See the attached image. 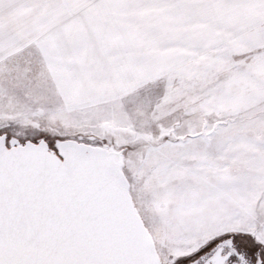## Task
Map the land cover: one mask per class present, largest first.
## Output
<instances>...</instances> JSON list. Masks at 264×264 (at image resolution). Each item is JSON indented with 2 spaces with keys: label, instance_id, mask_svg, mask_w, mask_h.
<instances>
[{
  "label": "snow or ice",
  "instance_id": "6c2138e0",
  "mask_svg": "<svg viewBox=\"0 0 264 264\" xmlns=\"http://www.w3.org/2000/svg\"><path fill=\"white\" fill-rule=\"evenodd\" d=\"M0 264H264V0H0Z\"/></svg>",
  "mask_w": 264,
  "mask_h": 264
}]
</instances>
